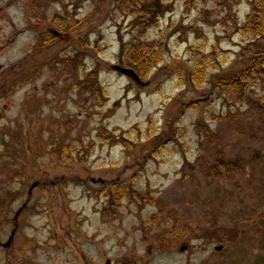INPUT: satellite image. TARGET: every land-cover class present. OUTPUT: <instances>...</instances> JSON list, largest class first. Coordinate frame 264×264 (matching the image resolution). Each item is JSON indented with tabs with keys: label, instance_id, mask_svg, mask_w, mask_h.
Returning a JSON list of instances; mask_svg holds the SVG:
<instances>
[{
	"label": "rangeland",
	"instance_id": "374dc122",
	"mask_svg": "<svg viewBox=\"0 0 264 264\" xmlns=\"http://www.w3.org/2000/svg\"><path fill=\"white\" fill-rule=\"evenodd\" d=\"M252 1L132 0L165 9L139 85L114 69L133 30L117 0H0V264H264V74L247 102L217 86L260 48L233 28ZM93 71L99 100L77 90ZM218 155L241 166L212 178ZM114 182L154 203L111 212Z\"/></svg>",
	"mask_w": 264,
	"mask_h": 264
},
{
	"label": "trees",
	"instance_id": "16d2710c",
	"mask_svg": "<svg viewBox=\"0 0 264 264\" xmlns=\"http://www.w3.org/2000/svg\"><path fill=\"white\" fill-rule=\"evenodd\" d=\"M117 1L120 10H126L129 17L133 20V30L130 39L120 42L118 54L119 63L121 67L134 71L142 81L147 77L151 79V74L161 61V49L158 42H155L153 47H150L147 43L146 34L149 29L159 27L160 18L165 12V9L161 10L159 5H155V13V11H149L147 7H140L137 9L131 3L132 0ZM217 1L225 10H230L237 2V0ZM53 22L60 27L63 24L59 19H55ZM82 26L83 24L81 25V22H76L73 25L66 22V25L60 30V32L66 33L69 37L76 33ZM233 28L241 36L244 42L260 41L258 52L249 59L248 64H246L242 71H237L225 80H220L217 85L219 88H222L228 99L235 101V103H240L243 101L247 102L245 91L255 85L256 81L262 80V75L264 74V44L261 43V41H264V0H253L252 2H249V12L245 16L243 23L240 24L235 20ZM57 37L61 38V34H58ZM55 42L56 39L51 38L50 44L52 45ZM73 47H76V49H78V47L86 49L89 46L85 41H76ZM205 70L206 68L202 63L196 64L190 80L191 84L200 87L206 74ZM97 77V72L93 71V73H89L87 79L91 81L92 86L88 88L86 83L80 82L77 85L79 93H88L93 99H102V97H104V92L97 83ZM155 139L159 140L162 139V137L158 136ZM117 142H121L122 144L125 143L124 146H126L128 141L123 139L119 141L118 139L116 143ZM240 166V163L226 162L221 155H218L215 160V165L209 170L210 176L212 178H220L221 171L228 174L233 170L235 171V169H238ZM101 195L105 199V205H107V208L113 213L120 208L123 201H127L128 203H154L151 197L144 194H138L131 185L124 183L117 184L114 182L109 189L101 191ZM177 236H180L178 232L173 234V237Z\"/></svg>",
	"mask_w": 264,
	"mask_h": 264
},
{
	"label": "water",
	"instance_id": "95a60500",
	"mask_svg": "<svg viewBox=\"0 0 264 264\" xmlns=\"http://www.w3.org/2000/svg\"><path fill=\"white\" fill-rule=\"evenodd\" d=\"M117 71H118L119 73H121L122 75H124V76H126V77L132 79V80L135 81L136 83L141 84V81H140L139 78L135 75V73H134L133 71H131V70H127V69H123V68H117ZM35 186H36V185H34L33 188H34ZM20 212H21V210L17 212L16 217L20 214ZM15 219H16V218H15ZM13 234H14V232H12V235H13ZM11 240H12V236L10 237L9 242H11ZM8 244H9V243H7L5 246H8ZM185 250H186V248L183 247V248L180 249V252H184ZM107 264H109V263H107Z\"/></svg>",
	"mask_w": 264,
	"mask_h": 264
},
{
	"label": "flooded vegetation",
	"instance_id": "af4514ba",
	"mask_svg": "<svg viewBox=\"0 0 264 264\" xmlns=\"http://www.w3.org/2000/svg\"><path fill=\"white\" fill-rule=\"evenodd\" d=\"M3 10H4V9H1V11H3ZM1 247L3 248V245L0 244V248H1ZM218 251H219L220 254L222 253V249H221V248H220Z\"/></svg>",
	"mask_w": 264,
	"mask_h": 264
}]
</instances>
